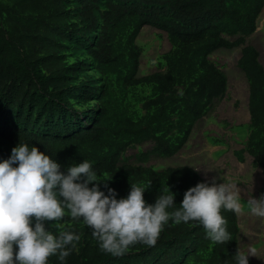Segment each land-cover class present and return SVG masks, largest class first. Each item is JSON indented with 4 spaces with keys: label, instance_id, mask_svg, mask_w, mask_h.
I'll use <instances>...</instances> for the list:
<instances>
[{
    "label": "trees",
    "instance_id": "obj_1",
    "mask_svg": "<svg viewBox=\"0 0 264 264\" xmlns=\"http://www.w3.org/2000/svg\"><path fill=\"white\" fill-rule=\"evenodd\" d=\"M263 9L264 0L0 2V159L27 143L62 170L91 161L99 181L115 189L118 198L135 183L154 203L168 186L179 207L184 192L204 182L195 169L120 167L121 157L145 142L154 147L141 155L144 162L151 155L170 158L180 152L197 121L227 93V76L209 56L242 47L237 64L249 83L247 152L264 170V67L259 52L247 44ZM145 26L167 33L171 50L163 57L164 71L140 77L143 50L137 39ZM69 45L83 48L90 65H69L63 54ZM87 68L99 80L79 81ZM138 87L150 94L138 95ZM101 190L106 192L103 185ZM221 214L230 233L224 243L208 239L196 221L170 220L154 246L137 243L115 256L99 248L82 218L65 210L62 220L74 225L63 231L80 236L65 264H236L238 214L224 209ZM51 222L46 227L58 236L63 231L51 229ZM48 264L60 261L53 255Z\"/></svg>",
    "mask_w": 264,
    "mask_h": 264
},
{
    "label": "clouds",
    "instance_id": "obj_2",
    "mask_svg": "<svg viewBox=\"0 0 264 264\" xmlns=\"http://www.w3.org/2000/svg\"><path fill=\"white\" fill-rule=\"evenodd\" d=\"M145 192L133 183L128 195L118 198L115 189L99 181L91 161L62 170L37 146L18 143L8 158L0 159V264H48L53 255L65 264L80 236L72 231L57 236L46 227L49 221L59 223L65 210L83 219L103 252L118 256L137 243L154 246L170 220L196 221L208 239L224 243L230 233L221 209H241L237 186L215 178L187 189L179 207L168 186L154 203L144 199ZM249 204L253 215L264 218V195L251 197ZM249 255L251 250L238 249L236 264H249Z\"/></svg>",
    "mask_w": 264,
    "mask_h": 264
},
{
    "label": "rangeland",
    "instance_id": "obj_3",
    "mask_svg": "<svg viewBox=\"0 0 264 264\" xmlns=\"http://www.w3.org/2000/svg\"><path fill=\"white\" fill-rule=\"evenodd\" d=\"M258 20L257 30L247 38V44L259 52L260 61L264 65V9ZM137 44L143 50L138 72L140 77L165 70L163 57L171 50L167 33L152 26H145L138 36ZM241 50L242 47L232 50L219 49L209 56L227 76V93L223 99L216 100L211 110L197 121L188 142L180 152L170 158L151 155L144 162L141 155L150 152L154 147L153 142H145L131 146L122 155L119 165L145 166L155 170L189 166L195 169L204 181L211 182L215 178L217 183L224 180L234 183L240 194L241 204V209L237 212L238 247L244 253L251 250L252 255L248 256L249 264H264V218L253 215L249 204L251 197L258 199L264 195V170L254 164V159L247 152L250 133L249 83L237 64ZM63 54L69 65L78 62L90 65V58L81 47L69 45V49ZM87 69L80 74L79 81L99 80V75L94 70ZM136 92L141 96L150 94L148 88L142 87H138ZM92 104L94 105L95 101ZM137 111L143 114L140 105L137 106ZM73 225V222L63 220L50 223L51 229L56 231H63Z\"/></svg>",
    "mask_w": 264,
    "mask_h": 264
},
{
    "label": "water",
    "instance_id": "obj_4",
    "mask_svg": "<svg viewBox=\"0 0 264 264\" xmlns=\"http://www.w3.org/2000/svg\"><path fill=\"white\" fill-rule=\"evenodd\" d=\"M259 62H260V55H259ZM261 63V62H260ZM262 64V63H261Z\"/></svg>",
    "mask_w": 264,
    "mask_h": 264
},
{
    "label": "bare ground",
    "instance_id": "obj_5",
    "mask_svg": "<svg viewBox=\"0 0 264 264\" xmlns=\"http://www.w3.org/2000/svg\"><path fill=\"white\" fill-rule=\"evenodd\" d=\"M259 21V20H258ZM260 24V23H259ZM263 24H261V26H262Z\"/></svg>",
    "mask_w": 264,
    "mask_h": 264
},
{
    "label": "crops",
    "instance_id": "obj_6",
    "mask_svg": "<svg viewBox=\"0 0 264 264\" xmlns=\"http://www.w3.org/2000/svg\"><path fill=\"white\" fill-rule=\"evenodd\" d=\"M240 57H241V55H240ZM261 62V61H260ZM263 65V64H262ZM264 66V65H263Z\"/></svg>",
    "mask_w": 264,
    "mask_h": 264
}]
</instances>
